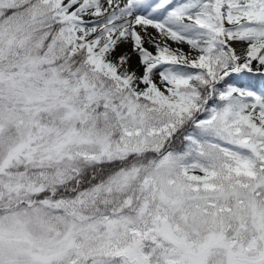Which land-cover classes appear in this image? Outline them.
Masks as SVG:
<instances>
[{
    "label": "snow or ice",
    "instance_id": "snow-or-ice-1",
    "mask_svg": "<svg viewBox=\"0 0 264 264\" xmlns=\"http://www.w3.org/2000/svg\"><path fill=\"white\" fill-rule=\"evenodd\" d=\"M0 264H264V0H0Z\"/></svg>",
    "mask_w": 264,
    "mask_h": 264
}]
</instances>
